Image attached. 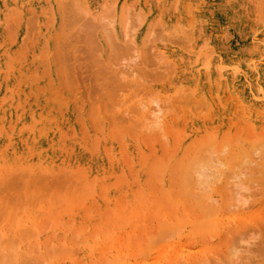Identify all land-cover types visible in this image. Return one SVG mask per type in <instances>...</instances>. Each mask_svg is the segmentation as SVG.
Listing matches in <instances>:
<instances>
[{
  "label": "bare ground",
  "instance_id": "bare-ground-1",
  "mask_svg": "<svg viewBox=\"0 0 264 264\" xmlns=\"http://www.w3.org/2000/svg\"><path fill=\"white\" fill-rule=\"evenodd\" d=\"M32 1L0 0V39L4 33L9 39L0 61L10 59L3 77L0 72V187L7 188L15 174L22 178L21 172L30 178L13 183L25 182L22 197L29 201H19V209L15 199L4 207L0 196L9 218L0 228V264H32L42 257L37 264H264V241L258 244L264 235V139L257 141L264 138V0H143L140 9L136 0H49L66 24L50 28L56 24L52 8L53 20L46 16L52 25L40 28L41 23L33 32L31 24L35 28L46 11H34ZM228 99L232 104L224 110ZM208 108L209 115L202 116ZM233 111L238 115L230 129L241 127L243 135L222 124ZM168 139L177 142L172 143L177 162L189 168L181 167L179 180L177 162L172 170L173 186L179 181L176 191L171 187L174 201L158 189L168 183L169 165L157 180L150 172L152 207L134 221L131 208L143 197L140 204L128 199L125 205L127 193L120 186L126 182L130 190L139 171L124 181L120 170L128 156L129 163L135 154L145 161L153 143L162 142L159 152H167ZM244 140L249 144L242 145ZM149 141L153 148L146 156L138 147ZM40 173L44 179L64 177L63 182L48 183ZM113 175L121 189L111 194ZM81 178L87 183L78 182ZM54 187L63 195L58 200L51 195ZM96 193L111 196L115 210L107 197L106 207L116 211V224H110ZM162 195L173 212L163 206ZM161 213L167 219L156 223L167 229L154 226V235L165 232L157 243L150 225ZM127 214L134 217L128 220Z\"/></svg>",
  "mask_w": 264,
  "mask_h": 264
},
{
  "label": "rangeland",
  "instance_id": "rangeland-1",
  "mask_svg": "<svg viewBox=\"0 0 264 264\" xmlns=\"http://www.w3.org/2000/svg\"><path fill=\"white\" fill-rule=\"evenodd\" d=\"M39 1H40V2H39ZM118 1H119V0H118ZM141 1H142V2H141ZM50 2H51V1H49V0H48V1H45V0H33V1L31 2V6H30V4H27V5H29L30 7H32V8L34 9V11H35V10H36V11H37V10H40V9H42V8H43L44 11H46V12H43V13H42L43 10L41 11V13H42L43 15L45 14V16H43V18L41 19L42 21H41L40 19H38L39 21L36 19L37 21L35 20L34 23H37V24H34V23H33L35 26H36V25H37V26H40V24L42 23V25L40 26V28H41V27L45 28L44 26H45L46 24H47V27H46V28H49V27H48V24H49V26L52 25V22H51V21H49V20L47 21V19H48L47 17L50 15V18H51V12L55 10V9L53 8V6L50 5ZM119 2L121 3L122 1L120 0ZM26 3H28V2H26ZM142 3H143V0H136L135 7L138 8V9H140L141 6H142ZM39 5H40L41 7H40ZM48 6H50V8H49ZM137 6H138V7H137ZM32 8H31V9H32ZM52 8H53V10L51 11L50 9H52ZM46 9H47L48 11H47ZM262 10L264 11V9H262ZM48 12H49L50 14H49ZM46 13H47V14H46ZM263 13H264V12H263ZM47 15H48V16H47ZM52 15H53V14H52ZM46 16H47V17H46ZM54 16H55V19H56V20H55V21H56V22H55L56 24H55V25H52L50 28H52L53 26H54V27H55V26L57 27V25L60 26V27H62L64 24H66V23H64L65 21L63 20L62 15H59V13H57L56 10L54 11ZM54 16H53V17H54ZM262 16H264V15L261 14L260 17H262ZM53 17L51 18L52 20H53ZM36 18H37V16H36ZM57 18H58V21H57ZM43 20H44V21H43ZM45 21H46V22H45ZM66 21H67V19H66ZM38 22H39V23H38ZM44 22H45V23H44ZM63 23H64V24H63ZM43 24H44V26H43ZM35 26H33V27H35ZM37 26H36L35 28H32V24H31V27H30V28L32 29V32H33V29L35 30V29L37 28ZM68 26H69L68 24H67V26L65 25V27H68ZM68 28H70V27H68ZM0 29H1V28H0ZM37 30L39 31V30H41V29H39V27H38ZM63 30H66V31H67V29H65V28H63ZM6 32H7V31H6ZM7 34H8V32H7ZM124 34H125V33H124V31H123V35H124ZM5 35H6V34L4 33V37H2V38L0 39V43H1V44L4 42L3 38L5 39V37H6ZM8 35H9V37H10V34H8ZM8 35H7V36H8ZM5 40H6V41L3 43V47L1 48V46H0V54H4V55H5V51L7 50V45H6V44H7V41H9V39L7 38V39H5ZM124 40H125V39H124ZM127 40H128V39H127ZM127 40H126V42H127ZM2 41H3V42H2ZM16 43H18V41H16ZM4 44H5V45H4ZM7 54H9V52H7ZM9 58H10V57H9ZM22 59H24V58H22ZM6 60H7V62H8V60H10V59H7V58L3 57V58L1 59V61H0V63H1V64H0L1 77H3V74H4V66H3V65L6 64V65H5V68H6L7 65H8V64L5 62ZM20 61H21V58H20ZM23 61H24V60H22L21 62H23ZM4 62H5V63H4ZM9 62H10V61H9ZM1 65H2L3 67H2ZM85 71H86V70H85ZM84 76H85V75H84ZM84 76H83V77H84ZM86 88H87V87H86ZM83 93H84V92H83ZM7 94H8L9 97H11V93H10L9 91H7ZM229 97H230V96H229ZM230 98H231V97H230ZM17 102H18V101L14 99L13 105H15ZM218 102H219V101H217V104H218L219 107H217V110H218V111L220 110L219 112H221V113H222L224 110H226L228 107H230V106H229L230 104H232V100L229 101V99H228V103H227L228 105L226 104L225 109L222 110L224 107L222 106V104H220V103H218ZM220 105H221L223 108H222ZM24 106H25V103H24L23 105H19V106H18V107H19L18 110L23 109ZM22 107H23V108H22ZM209 108H210V107H209ZM209 108H208V113H207V111L204 110L203 113H204V112H205V113H204V114L202 113V114H203L202 116H205V117H206L207 115H209V112H210V111H209ZM206 109H207V108H206ZM210 110H211V109H210ZM236 111H237V110H236ZM236 113H237V112L233 111V112H229V115H228V112H227L226 117H228V118H227V119L225 118V119H223V120L219 119L216 115H212L211 118H213V122H214L215 124H217L218 120H219V122H220V120H221V121H222V124H223V122H224L225 125H226V124H229V125H227V129H230V127H231V125H230L231 122L234 123V121H231V120H233V119L235 118V115H238V114H236ZM32 117H33V116H32ZM233 117H234V118H233ZM229 119H230V120H229ZM227 120H228V123H227ZM216 121H217V122H216ZM235 121H236V118H235ZM185 124H186L187 126L185 125V129H184V131L186 130V131L188 132V131H189V128H190V127H189V124H190V123H185ZM235 124H236V122H235ZM243 124H244V123H243ZM19 125H20V124H19ZM238 126H239V125H238ZM240 126H242V123H241ZM236 127H237V126H232V129H230V130L234 131V130L236 129ZM18 128H20V127H18ZM240 128H241V127H240ZM240 128H239L237 131L235 130V132L238 133V131H239V133H240ZM222 129H224V128H222ZM241 129H242V128H241ZM254 129H255V128H254ZM251 130H252V129H251ZM72 131H73V129H72ZM251 133H252V132H251ZM240 134L243 135L242 133H240ZM252 134H253V133H252ZM238 135H239V134H236L237 137H238ZM241 135H240V136H241ZM250 135H251V134H250ZM254 135H255V134H254ZM260 135L262 136L263 134H260ZM236 136H235V137H236ZM256 137H257V136H255V139H252V140H253L252 142H255ZM251 138H254V137H249V140H250ZM235 139H238L237 141L240 142V140H239L240 138H235ZM235 139H234V140H235ZM241 139H242V137H241ZM246 139H247V138H246ZM246 139H245V140H246ZM259 139H260V138H259ZM263 139H264V138H262L261 140H257V141L259 142V141H262ZM171 140H172V139H168V141H169L168 143L166 142L167 140H166V141L164 140L167 144H169V145H167V144L164 145V146H166V148H168V149H166V151L168 152V154H167V152H164L165 150L163 151L164 147H163V144H162V142H161L163 149H161L160 152L163 151V152H161V153H162V154H161L162 157L165 158V157L167 156V157L165 158L167 161L164 160V158H162V157L160 158V156H154L155 159L153 158V154H155V155H156V154L159 155L158 153H160V152H159V149H160L161 144H159L160 146L158 147L157 144L153 143V144H154V145H153L152 142H151L152 146H153L154 148L156 147L155 149H157V150H156L157 152H154V153H153V151H154L153 149H154V148H153L152 146H151V147L149 146V145H150V141H149V142H146L147 144H146V143L141 144V146L138 144V146H140V147H138V146H137V147H138V150L140 149V152H144V151H145V152H144L145 154L142 153L143 155H146V154L150 151V149L153 148V149L150 151V152H151V153H150V156H147V155H148V154H147L146 156H147L148 158L146 157V160L144 161L143 158H142V160H141V159H138V157H140V156H135V155H136V154H135V155H133L134 157H133L132 159H133V160L136 159V160H135V161L132 160V161H133L132 163H129V159H130V157H132V156H128V157H127L128 159L126 158L127 160H125V165H126V167L124 166V167L122 168L123 170H122V169H121L122 171L120 170V173L122 172L123 175H124V173H125L126 176L128 175L127 177L122 175V176H123L122 178L124 179V181H125V179H126V181L129 180V179H131L132 176L130 175V173H132V175H133V178H132V179H134V177H135L134 175H136L137 172L139 171L138 174H137L138 179H135V180H137V182H138V180H139V183H138L137 186H136V183H137V182H133L135 185L132 186L131 184H133V183L131 182V184H129V185H131V186L128 185V187H131V188H129L130 190H128V188H127V186H126L128 183L126 184V182H125V184H126V185H125V184H122L121 181H119V182L121 183V186H120V187H122V191H124L123 194H124V193H127V194H124L125 196H123V200H124L125 205H126V201H127V202L131 201L132 204H133L132 201H134V200H137V202H138L139 199L141 198V196L143 197V199H144V196H145V197H146V201L149 202V203H147V202L144 200V201L146 202V203H145V202H143V199H141V200H142L141 205L143 204V206H146V207H149V206H150L149 208H146V207H145V210L143 209L144 207L142 208L141 205H139V206L137 205V208H139V207L141 206V207H140V208H141L140 210H138L137 208H136V209L134 208V207H136V205H135V206L133 205V207H132V205H129V206H131L132 208H134L135 212L133 211V209H132L131 207H128V211H131V210H132V212H134V213H132V212H131V213H130V212H127V213H130V214H133V215L136 213V214L134 215V216L136 217V219H135L134 216L131 215L132 217H134V219H133L134 221L137 220L138 214H139L141 211H142V214L144 215L145 213H148V212L151 210V207H152V206H151V202H150V199H151L150 195H151V194H149V191H150V186H149V185L152 183L153 179H151V180H152V181H151V180H150V177H151L153 174H155V175H153V176H154L155 178H156V177L159 178V177L157 176V175H159L158 173H159L160 171H161V172L164 171V168L166 169V165H167V166L169 165V166L167 167V169H166L167 171L165 172L166 177H167L166 179H167L168 183H167V185H166L165 187L162 186V187L160 188L159 186H161V185H158L159 188H158V187H155V189L158 188V189H161V191H162V189H165L164 192H165V191H168V192L165 193L166 195H168V194L170 193V197H169V195H168L167 198H168L169 200H171L170 198L173 196L171 201H174V197H175V196H174L173 194H174L175 192H174L173 194H171V193L174 191V189H175V191H176L177 188H176L175 184H177V186H179V185H178L179 181H178V183H174L175 188H174L173 191H172V189H171V187L173 186L172 181L174 182V180H172V179H173L172 176H174L175 174L178 175V173L181 175V173L179 172L180 169H181V167L186 166L187 168H189V166H188V162L185 163L184 161H182V162L184 163V164H183V163L181 162L182 165L179 164V163L177 162L180 158H179L178 154L175 156V154L173 153L174 149H173V146H172L173 144H175L176 141L173 140V142H172ZM242 140H243V139H242ZM245 140H244V141H245ZM249 140H248L247 142H249ZM170 141H171V142H170ZM235 142H236V141H235ZM247 142H246V141H245L244 143L242 142V145H244V144L246 145ZM172 143H173V144H172ZM176 143H177V142H176ZM240 143H241V142H240ZM237 144H238V143H237ZM248 144H249V143H247V145H248ZM238 145L241 146V144H238ZM148 146H149V147H148ZM174 147H175V146H174ZM94 148H95V150L98 149L97 146L94 147ZM96 148H97V149H96ZM158 148H159V149H158ZM175 148H176V147H175ZM147 149H148V150H147ZM172 150H173V151H172ZM175 150H176V149H175ZM146 151H147V152H146ZM176 151H177V150H176ZM174 152H175V151H174ZM138 153H139V152H137V155H138ZM152 153H153V154H152ZM164 153H165L166 155H165ZM172 153H173V154H172ZM175 153H176V152H175ZM142 154L140 153V155H142ZM143 155H142V156H143ZM170 155H171V157H170ZM134 158H135V159H134ZM140 158H141V157H140ZM144 158H145V157H144ZM168 158H170V160H172L171 163H169ZM172 158H173V159H172ZM153 159H154V160H153ZM157 159L159 160V162H158ZM130 160H131V159H130ZM147 160H148V163L145 164V163L147 162ZM181 160H182V159H181ZM161 161H162V162H161ZM163 161H164V162H163ZM151 162H152V164H154V166L151 165ZM176 162H177V164H179V166H178V167H179V168H178L179 170L175 169V168H176L175 166L177 165ZM179 162H180V160H179ZM167 163H169V164H167ZM131 164H133V165H131ZM140 164H141V165H140ZM175 164H176V165H175ZM129 165H130L131 167H129ZM143 165H146L145 168L147 169V171H146L145 168H144L145 170L143 169ZM163 165H164V166H163ZM119 166H121L120 163H119ZM132 166H136V167L139 166V167H141V168H137L138 170H136V167H135V170H136V171H135V170H134V167H132ZM150 166L153 167L154 171H152L153 169H152ZM162 166H163L164 168H163ZM160 167H162L163 169H161ZM174 167H175V168H174ZM125 168H126V170H125ZM150 168H151V169H150ZM173 168H174L175 171L173 170ZM19 169H20V168H19ZM19 169H18V170H19ZM67 169H68V168H67ZM67 169L64 170V171L66 172ZM21 170H22V168H21ZM172 170H173L174 172H176V173L174 174V172H173ZM22 171H23V170H22ZM64 171H62V172L65 174ZM125 171H126V172H125ZM134 171H135V172H134ZM177 171H178V172H177ZM62 172H61V173H62ZM69 172H70V171H69ZM69 172H68V173H69ZM133 172H134V173H133ZM145 172H146V173H145ZM150 172H152V173L150 174ZM154 172H156V173H154ZM15 173H16V171H15ZM18 173L20 174V172H18ZM21 173H23V175L25 174L24 172H21ZM61 173H60V174H61ZM66 173H67V172H66ZM70 173H72V172H70ZM144 173H145V177H144ZM163 173H164V172H163ZM41 174H42V173H40V174L38 175V177L42 176ZM43 174H44V173H43ZM72 174H73V173H72ZM149 174H150L151 176H150ZM156 174H157V175H156ZM173 174H174V175H173ZM20 175H22V174H20ZM20 175H19V176H20ZM23 175L21 176L22 178H18V176L15 174V176H14L12 179L15 178L14 181L17 180V182H18L19 179H21L18 183H22V182L24 181L23 178H25V181H28V180L30 179V178H28L26 175H24V177H23ZM65 175L67 176V178H69L68 176H70L71 174H70V175H69V174H68V175L65 174ZM65 175H64V176H65ZM180 175H178L177 178L174 176V177H175V180H176V179L179 180V178H181V176H182V175H181V176H180ZM16 176H17L18 179L16 178ZM61 176H62V175H61ZM66 176H65V177H66ZM130 176H131V177H130ZM148 176H149V177H148ZM153 176H152V178H153ZM179 176H180V177H179ZM42 177H43V179H44L45 174H44V176H42ZM42 177H41V178H42ZM113 177H114V178H113L114 182H112V183H115V182L117 183L118 181L115 179V178H116L115 175H113ZM124 177H125V178H124ZM141 177H142V178H141ZM146 177H147V178H146ZM178 177H179V178H178ZM41 178H40V179H41ZM46 178H47V179H46ZM46 178H45L44 180H46V181L48 180V181H49L48 183H50L51 181L55 182V181H54L55 179H56V182L59 181V183H60V182H63L62 180H63L64 177H62V179H60V177H58L60 180H59L57 177H56L55 179L52 178V180H50L51 178L49 179L47 176H46ZM128 178H129V179H128ZM136 178H137V177H136ZM139 178H140V179H139ZM148 178H149V180H148ZM155 178H154V180H155ZM157 178H156V180H157ZM22 179H23V181H22ZM57 179H58V180H57ZM84 179H85V180H83V178H81L78 182L83 181L84 183H87V182H86V181H87L86 178H84ZM37 180H39V179H36V182H37V183L41 182V181L38 182ZM76 180H78L77 177H76ZM76 180H75V181H76ZM118 180H120V178H118ZM140 180H141V181H140ZM156 180H155V186H157V185H156ZM2 181H3V180H2ZM7 181H9V180H7ZM12 181H13V180H12ZM14 181H13V182L10 181V183H12V184L10 185V183H8L9 186H7V185H8V184H7V185H6L7 188H6V187H5V188L3 187L4 190L1 189L2 187H0V194H1L0 196L5 200V202H2L3 206L5 205L4 207H7V205H8V207H9V206H12V204L14 205V204L16 203V201H17V203H16L15 205H16V207H18V209H19V207L24 203V200H25V198H23L22 195H23L24 197L26 196V195H24V194L22 193L23 190H24L23 188H25V182H24L23 184H21V185H23V186H22L23 188H22V187H20V186H17V187H16L15 185H13V183H15ZM21 181H22V182H21ZM130 181H132V180H130ZM146 181H147V182H146ZM150 181H151V182H150ZM36 182H35V183H36ZM145 182H146V183H145ZM175 182H177V181H175ZM18 183H17V184H18ZM44 183H45V182H44ZM44 183H43V181H42V183H40V186H43V187H44V185H43ZM46 183H47V182H46ZM48 183H47V184H48ZM116 183H115V184H116ZM158 183H159V182H158ZM158 183H157V184H158ZM115 184H114V185H115ZM118 184H119V183H117V184L115 185L114 188L112 187V185L110 186V193H111V194H113V193L115 192V189L118 190V188H119V187H118ZM139 184H140L141 186H140ZM159 184H160V183H159ZM171 184H172V185H171ZM0 185H1V182H0ZM37 185H38V184H37ZM83 185H84V184H83ZM83 185H82V186H83ZM119 185H120V184H119ZM123 185L126 186V187H124V188H126L127 190L123 188ZM11 186H12V187H11ZM40 186H37V188H38V189H41ZM138 186H140V187H138ZM142 186H143V187H142ZM174 186H173V187H174ZM9 187L12 188V189H10ZM13 187H16V189L13 190ZM45 187H46V184H45ZM56 187H58V186H56ZM117 187H118V188H117ZM136 187H137V189H138L139 191L137 190V191L134 192V190H136ZM152 187L154 188V181H153V186H152ZM152 187H151V189H152L151 191H152V192H154V191H155V192H157V191L159 192V191H160V190H158V189H157V191H156V190L153 189ZM173 187H172V188H173ZM253 187H254V186H252V188H253ZM20 188H21V189H20ZM46 188H47V187H46ZM58 188H59V187H58ZM60 188H61V192H64V191H65L64 189L62 190V187H60ZM93 188L95 189V191H97V189H98V184H94ZM139 188H140V189L143 188V189L140 191ZM166 188H167V190H166ZM18 189L20 190L19 194H18V191H19ZM43 189H44V188H43ZM119 189H121V188H119ZM253 189H255V188H253ZM11 190H12V192L14 193V195H13V193L11 192ZM16 190H17V191H16ZM47 190H49V188H47ZM54 190H56L55 187H54L53 191L50 190V191L52 192V193L50 192L51 195H52V197H54L55 195H56V198H57V196H59V197H62V196H63V195H61V193H59L60 190H59V192H56V191H54ZM57 190H58V189H57ZM125 190H126V191H125ZM148 190H149V191H148ZM153 190H154V191H153ZM255 190H256V189H255ZM255 190H254V191H255ZM2 191H3V192H2ZM5 191H7L9 194H6L7 192H5ZM15 191H16V192H15ZM41 191H42V190H41ZM44 191H46V190L44 189ZM252 191H253V190H252ZM252 191L250 190V193H251ZM254 191H253V192H254ZM24 192H25V194H26V188H25ZM47 192H48V191H47ZM136 192H137L138 194H137ZM139 192H140V193H139ZM158 192H157V193H158ZM164 192H163V193H164ZM256 192H257V191H256ZM4 193H5V194H4ZM43 193H45V192H43ZM134 193H135V194H134ZM142 193H144V194L142 195ZM150 193H151V192H150ZM159 193H160V192H159ZM167 193H168V194H167ZM11 194H12V195H11ZM16 194H17V195H16ZM48 194H49V193H48ZM139 194H140V195H139ZM257 194H259V192H257L256 195H257ZM3 195H4V196H3ZM9 195H10V196H9ZM18 195H20L19 198H18ZM126 195H127V196H126ZM133 195H134V197H135V195H137L136 197H139V196H140V197H139L138 199L135 197L136 199H134V198H133ZM253 195H255V193H254ZM253 195H252V196H253ZM7 196H8V197H7ZM13 196H15L16 198L13 197ZM47 196H48V195H47ZM96 196H97L96 199H98V200H99V203H100L99 206H100L101 204H102L103 206H105L106 214H107L108 216L110 215L109 218H112V219H113V220H110V224H111V222L116 224V223H117L116 220H118V219H117L118 217H117V216L113 217V214L116 215L117 213H114V212H116V211H113V210H115V208H114V205H113V203H112L111 196H110V195H108V196H107V195H104L105 197H104L103 195H102V196H98L97 193H96ZM157 196H158V194H157ZM157 196H156V197H157ZM162 196H163V195H162ZM164 196H165V195H164ZM164 196L162 197V200H163ZM1 197H0V201L3 200V199H1ZM11 197H13V198H11ZM21 197H22V198H21ZM52 197H49V198H50L49 200H51ZM103 197H104V199H103ZM106 197H107V198H106ZM125 197H126V198H125ZM249 197H251V195H250ZM5 198L7 199V203H6V199H5ZM8 198H9V200H8ZM10 198H11V199H10ZM47 198H48V197H47ZM105 198H106V200H108V202H110L109 207H110L111 209L113 208V210H110V209H108V207H106V202H107V201H105ZM159 198H161V197H160V194H159ZM251 198H252V197H251ZM254 198H255V196H254L252 199L254 200ZM12 199H15V200H12ZM17 199H18V200H17ZM27 199H28V198H27ZM44 199H45V198H44ZM59 199H60V198H59ZM102 199H103V201H105V203L102 202ZM125 199H126V200H125ZM128 199H129V201H128ZM132 199H133V200H132ZM165 199H166V198H165ZM10 200L14 201L15 203H14V202H12V203L10 202L11 205H9L10 203H8V202H9ZM57 200H58V198H57ZM169 200H168V201H169ZM249 200H250V198H249ZM249 200H248V201H249ZM19 201H20V202H19ZM25 201L28 202L29 200H28V201L25 200ZM33 201H34V200H32V202H33ZM165 201H166V200H163V201H161V202L164 204ZM171 201H169V202H171ZM254 201H255V200H254ZM18 202H19V203H22V204L20 205ZM135 202H136V201H134V204H135ZM169 202H167L166 206L170 205V204H168ZM249 202H251V201H249ZM252 202H253V201H252ZM30 203H31V202H30ZM30 203H29V206H30ZM129 203H130V202H129ZM131 203H130V204H131ZM144 203H145V204H144ZM162 203H161V204H162ZM254 203H255V202H254ZM17 204H19V205H17ZM107 204H108V203H107ZM127 204H128V203H127ZM136 204H140V201H139L138 203H136ZM147 204H148V205L150 204V205L148 206ZM173 204H174V202H173ZM0 205H1V202H0ZM171 205H172V204H171ZM174 205H175V204H174ZM251 205H252V207H253L254 204H251V203H250V206H251ZM3 206H0V211H1V212H0V217L2 218V219L0 218V220L2 221V223H0V228H2V227L6 224V222L8 221V219H9V218L6 217V216H7L6 213H8V212H7L6 210H4V211H6V213H3V211H2V209H4ZM32 206H33V205H31V207H32ZM163 206H165V204H164ZM166 206H165V207H166ZM172 206H173V205H172ZM16 207H15V208H12V209H17ZM165 207H161V208H163L164 211H165V210H168V209H166ZM168 207H169V206H168ZM173 207L175 208V206H173ZM252 207H251V208H252ZM129 208H131V210H130ZM169 208H170V207H169ZM171 208H172V207H171ZM171 208H170L169 210H171V211L173 210V211H174V208H173V209H171ZM253 208H254V209H250V207H249V209L251 210L250 212H254V211L256 210L255 207H253ZM18 209H17V210H18ZM20 209L22 210V208H20ZM24 209H26L25 206H24ZM24 209H23V210H24ZM142 209H143V210H142ZM21 210H19V211H21ZM35 210H36V209L33 210V211H34V215L37 216L38 213L35 214V212H36ZM107 211H111L112 214H111L110 212H109V213H110V214H109ZM112 211H113V212H112ZM138 211H139V212H138ZM173 211H172V212H173ZM137 212H138V213H137ZM143 212H144V213H143ZM2 213H3V214H6V215H1ZM140 214H141V213H140ZM38 215H39V214H38ZM107 215H106V216H107ZM127 215H128V214H127ZM136 215H137V216H136ZM2 216L5 217L4 220H3V217H2ZM163 216H166V215L163 214V213H161L160 215L154 217L155 219L153 218L154 221H152V223H151V225H150V228H153L152 231H151V232L153 233L151 236H153V237H151V236H148V237H151V238H152L151 240H154V242H157V243H159L158 241H160V240H162V239H156V240H155V238H158V236H160L161 233H162V235H164L165 232H161L162 230H157V233L154 235V233H155V229H156V228H157V229H161V228H162L163 230L167 229V227L164 229V227H165L164 224H165V223L163 224V225H164V227H163V225L160 224L161 222H159L158 224H160V228H158L159 225L156 223V222L158 221L159 217H160V220H159V221H162V219L164 218ZM116 217H117V218H116ZM132 217H129V215H128L127 218H128V220H130V218L132 219ZM145 217H146V215H144V217H143L142 219H144ZM6 218H7V219H6ZM161 218H162V219H161ZM107 219H108V218H107ZM164 219L166 220L167 218H164ZM42 220H44V219H42ZM42 220H41V221H42ZM107 221H108V220H107ZM165 222H166V221H165ZM162 223H163V222H162ZM2 224H3V225H2ZM1 225H2V226H1ZM110 226H111V225H110ZM154 226H155L156 228H155ZM165 231H166V230H165ZM262 231H264V230L262 229ZM151 232H150V234H151ZM160 232H161V233H160ZM168 232H169V231H168ZM259 232H260V231H259ZM259 232H258V234H259ZM163 233H164V234H163ZM166 233H167V232H166ZM150 234H146V235H150ZM158 234H159V235H158ZM162 235H161V236H162ZM167 235H168V234H167ZM259 235L261 236L262 234H259ZM256 236H258V235H256ZM256 236H255V234H254V237H256ZM262 236H263V237H262L263 240H262V238H261V240H262V241H261V240H259V239H260V238H259L258 240H259L260 242H259L258 244H260V243H262V242L264 241V235H262ZM145 237H146V236H145ZM145 237H143V238L145 239ZM252 237H253V236H252ZM257 238H258V237H257ZM144 239H143L142 241H144ZM146 239H147V238H146ZM146 239H145V242L147 241ZM253 239H254V238H253ZM148 240H149V239H148ZM255 240H257V239H255ZM258 240L255 241V242H258ZM145 242H144V243H145ZM252 242H254V241H252ZM144 243L142 242V245H143ZM148 243H149V241H148ZM161 243H162V244L159 245L160 247L163 245V242H161ZM149 244H150V243H149ZM152 244H154V243L151 241V245H150L151 247L153 246ZM143 246L145 247V245H143ZM146 246H147V244H146ZM150 246H149V247H150ZM154 246H155V245H154ZM159 246H158V248H159ZM51 247H52V245H51ZM149 247L147 246V247H145V248H149ZM151 247H150V248H151ZM48 250H50V247H48ZM261 253H262V251L260 252V254H261ZM258 254H259V253H258ZM260 254H259V255H260ZM255 256H256V255H255ZM255 256H254V257H255ZM262 257H263V256H261L260 258H262ZM255 258H256V259H255ZM255 258H254V260H257V259H258L257 256H256ZM260 258H259V259H260ZM39 259H40V258H39ZM42 259H43V257H42L40 260H42ZM40 260H38L39 263H40ZM260 260H261V262L263 261V259H260ZM29 261H32V260H29ZM29 261H28V263H29ZM33 261H34V260H33ZM33 261H32V264H35V263L37 264V262H38V261H37V262L34 263ZM42 261H43V260H42ZM257 261H259V260H257ZM257 261H256V262H257ZM257 263L260 264V262H257ZM29 264H30V263H29Z\"/></svg>",
  "mask_w": 264,
  "mask_h": 264
}]
</instances>
